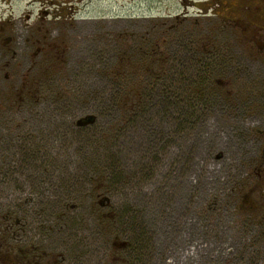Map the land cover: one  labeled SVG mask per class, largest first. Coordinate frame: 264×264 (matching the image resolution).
Wrapping results in <instances>:
<instances>
[{
	"label": "rangeland",
	"instance_id": "374dc122",
	"mask_svg": "<svg viewBox=\"0 0 264 264\" xmlns=\"http://www.w3.org/2000/svg\"><path fill=\"white\" fill-rule=\"evenodd\" d=\"M69 1L0 0L4 24H23L30 12L33 21L39 22L47 18L45 9L53 12L48 21L53 22L49 27L51 37L58 40L56 49L32 71L39 87L34 86L35 103L19 129L21 134L34 136L33 142L52 157L50 178L40 185L42 190L49 189L50 203L66 195L62 188L68 192V211L67 207L64 213L50 207L52 264H61L63 259L64 264H264L260 227L241 214L235 195L234 200L228 199L232 186L246 172H225L227 162L217 156L226 144L237 143L234 156L239 159L249 151L246 159L256 158L260 144L257 140L241 142L240 136L238 140L227 138L232 128L250 138L251 107L264 101L249 94L264 90V60L254 56L264 53V44L255 39L250 27H223L224 17L233 14L226 11V3L230 9L238 0H71L76 20L54 21V15L71 12ZM59 2L63 3L57 7ZM174 25L196 47L220 48L214 54L213 90L216 78L224 80L232 71L245 70L239 81L247 101L241 107L244 122H228L217 108L212 117L176 129L170 115L158 113L160 105L149 102L153 108L147 106L130 117L122 136L109 130L101 134L113 124L110 110L99 104L114 87V69L120 61L142 59L138 51L145 42L153 53V41L158 50L163 45L169 52L170 41L177 36ZM152 52L146 50L149 61ZM174 56L181 57L180 47ZM213 103V107L222 106L221 96L214 97ZM169 104H164L168 112L172 110ZM89 115L95 120L87 127L77 124ZM9 158L11 165L24 168L26 174H43L38 164L21 165L15 152ZM104 172L107 189L94 193L91 178ZM61 177H65L63 185ZM14 178L23 191L32 192L24 186L23 174ZM6 186L12 185L7 181ZM101 214L112 221L101 219ZM61 216L63 225L58 226ZM111 231L118 236H110ZM126 239L131 242L127 251L126 244L117 246Z\"/></svg>",
	"mask_w": 264,
	"mask_h": 264
},
{
	"label": "flooded vegetation",
	"instance_id": "af4514ba",
	"mask_svg": "<svg viewBox=\"0 0 264 264\" xmlns=\"http://www.w3.org/2000/svg\"><path fill=\"white\" fill-rule=\"evenodd\" d=\"M62 3H57V7ZM68 3L71 12L65 16L63 13L54 15V21L68 18L76 20L75 4L71 3V0ZM227 3L226 11L233 14L230 15L231 18L224 17L223 27H239L242 28L241 30L250 27L254 35H257L255 39L259 40L260 44H264V0H238L239 5L236 1L235 7L231 4L233 7L230 9L228 8L230 3ZM42 6H45L44 3ZM44 13L47 18L42 17L39 22L38 19L33 21L31 12L26 14L23 24L7 21L8 24H4L5 21H0V264H52V252L49 246L52 231L50 191L44 187L42 190L40 186L41 180L48 181L50 176L43 173L38 176V182L32 181L31 177L36 176L35 173L26 174L24 168L11 165L9 162L11 153L15 152L19 156V143L31 137L30 134H21L19 129L26 122L24 117L26 111H29L30 106L35 103L33 90L34 86L36 87V79L32 76V71L39 67L42 61L46 62L50 58L51 50L56 49L55 44L58 41L56 36L51 37L52 29L49 27L53 22L48 21V17H52L53 12L45 9ZM205 15L210 14L206 11ZM242 34L244 35V32ZM242 38L249 41V36ZM212 48L220 49L217 45ZM254 56L263 57L255 60H264V53ZM244 77L245 70H236L224 80L216 78L215 83H212L222 98V106L210 105L211 108L206 111L191 107V112L199 115L197 122L212 117V113H215L217 108H220L218 113L221 117L226 118L228 122H244L241 107L247 101L246 95L240 92L242 87L240 89L239 85V81H243ZM251 91L253 92L249 94L252 97L256 96L258 100L264 99V90ZM257 103V106L251 107L252 119L251 117L250 119L253 125L251 135H248L250 138L244 133L242 135L236 133L238 128H232L231 132L227 133V138L238 140L240 136L241 142L257 140L260 144L255 154L256 158L246 159L249 153L251 155L249 151L243 152L242 155L245 156H240L239 159L234 156L232 149L238 148L237 143L226 144L224 150L217 156L226 160L225 172L229 169L246 172L245 177L232 186L231 192L235 195L241 214H246L249 220L256 222L260 227L259 236L264 239V116L262 115L264 101ZM202 114L205 115L204 118L201 117ZM20 169L23 173H20ZM16 174L18 176L23 174L24 186L29 187L32 192L23 191V186H20V182L14 178ZM7 181L12 185L9 188L6 186ZM114 243L113 245L116 246ZM64 261L66 259L60 260L59 263L64 264Z\"/></svg>",
	"mask_w": 264,
	"mask_h": 264
},
{
	"label": "trees",
	"instance_id": "16d2710c",
	"mask_svg": "<svg viewBox=\"0 0 264 264\" xmlns=\"http://www.w3.org/2000/svg\"><path fill=\"white\" fill-rule=\"evenodd\" d=\"M174 27L177 36L170 41L169 52L168 49L163 48V45L158 50L157 44L153 41L150 47L154 48L155 54L150 48H145V42L144 46H142L143 48L138 51L142 59L138 58L136 62L130 61L131 59H127V62L120 61V64L114 69L113 74H111L114 87L110 89L108 96L101 98V103L99 104L100 107L110 110L108 114L113 119V124L107 126L104 131L101 130V134L109 130L117 137L121 132H126L127 121L130 117H136L138 112H141L147 106L153 108L151 105L157 103L160 105L158 113L162 115L169 114L170 120L176 126V129L184 128L197 121L199 117L198 114L194 115L191 112V107L206 111L209 107H213L214 97H220L218 92L210 87L211 74L214 72L213 65L216 61L214 54L217 50L204 49L201 46L196 47L190 40H187L186 33L179 35V27L176 28V25ZM173 44L178 47L173 48ZM179 47L181 48V57H179L180 55L174 56ZM146 50L152 52L153 60L149 61L148 58H145ZM125 66H127L126 71L123 68ZM36 84L39 87V83L37 82ZM53 87L55 86H50L49 88L52 89ZM149 102H152L151 105H149ZM167 102H170L168 107L172 109L169 112L164 106ZM204 116L202 114L201 117L204 118ZM95 122L100 126L99 121ZM121 123L123 126H119ZM79 126L87 127L85 125ZM33 137L25 138L19 143V162L21 165L38 164L37 167L41 168L42 173H50L51 175L52 157L40 144L33 142ZM33 171H39V169H34ZM101 173L97 178L94 176L91 178V180L95 181L94 193L98 194H102L107 189L103 185L106 172L103 175ZM98 179L101 180L100 184L97 182ZM31 180L38 182V177H31ZM60 181L63 185L65 177H61ZM61 193L66 195L59 196L58 199L53 200L50 203V207L53 209L58 207L64 213L66 207L67 211L69 210L68 203L65 201L68 195L66 188H62ZM230 198L234 200L233 194L228 199ZM102 218L112 221L109 216L104 214H101ZM63 221L64 218L61 217L57 221V225L62 226ZM113 224L114 222L111 226ZM133 232H136V230H133ZM110 236L116 237L118 235L117 232L115 234L111 231ZM135 238L136 240L138 239L136 234ZM129 243L131 242H127L126 239V246L124 247L126 251Z\"/></svg>",
	"mask_w": 264,
	"mask_h": 264
},
{
	"label": "water",
	"instance_id": "95a60500",
	"mask_svg": "<svg viewBox=\"0 0 264 264\" xmlns=\"http://www.w3.org/2000/svg\"><path fill=\"white\" fill-rule=\"evenodd\" d=\"M94 120H95V117L92 115H89L87 117H84V118L78 120L77 124L78 125H87V124L92 123ZM114 244L117 245V243H114ZM119 245L123 246V245H125V242L119 243L117 246H119Z\"/></svg>",
	"mask_w": 264,
	"mask_h": 264
}]
</instances>
